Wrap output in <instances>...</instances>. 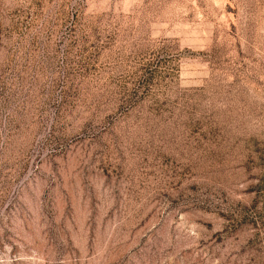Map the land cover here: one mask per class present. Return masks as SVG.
<instances>
[{"label":"rangeland","instance_id":"rangeland-1","mask_svg":"<svg viewBox=\"0 0 264 264\" xmlns=\"http://www.w3.org/2000/svg\"><path fill=\"white\" fill-rule=\"evenodd\" d=\"M0 264H264V0H0Z\"/></svg>","mask_w":264,"mask_h":264}]
</instances>
